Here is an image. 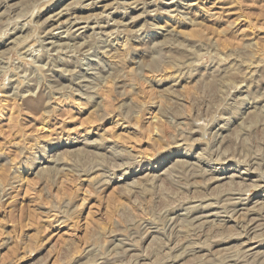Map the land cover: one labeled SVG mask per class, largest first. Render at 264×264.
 <instances>
[{
    "label": "rangeland",
    "instance_id": "374dc122",
    "mask_svg": "<svg viewBox=\"0 0 264 264\" xmlns=\"http://www.w3.org/2000/svg\"><path fill=\"white\" fill-rule=\"evenodd\" d=\"M0 264H264V0H0Z\"/></svg>",
    "mask_w": 264,
    "mask_h": 264
},
{
    "label": "bare ground",
    "instance_id": "6f19581e",
    "mask_svg": "<svg viewBox=\"0 0 264 264\" xmlns=\"http://www.w3.org/2000/svg\"><path fill=\"white\" fill-rule=\"evenodd\" d=\"M256 208V207H255ZM249 247V246H248ZM246 248V247H245ZM248 249V248H247ZM256 250V249H255ZM249 252V251H248Z\"/></svg>",
    "mask_w": 264,
    "mask_h": 264
}]
</instances>
